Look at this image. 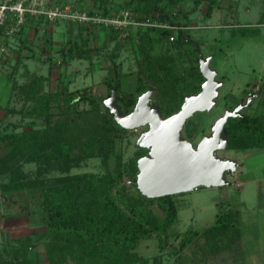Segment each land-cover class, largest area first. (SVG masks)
Segmentation results:
<instances>
[{"label":"rangeland","instance_id":"rangeland-1","mask_svg":"<svg viewBox=\"0 0 264 264\" xmlns=\"http://www.w3.org/2000/svg\"><path fill=\"white\" fill-rule=\"evenodd\" d=\"M4 1L0 0V5ZM90 1L32 0L30 6L41 12L25 11L23 21L20 23L13 14L5 18L2 24L4 28L0 33V137L4 135L5 139L10 140L14 138L13 135L16 132L28 130L31 124L38 128L47 125L44 115L39 116L42 113L41 107L36 102V98L41 94L58 92L61 97L59 102L53 101L50 104L48 112L51 121L48 124L51 127L61 120L72 117L79 119L75 112L89 110L90 106L80 102L73 108L70 102L69 111L66 114L62 113L59 104L63 106L68 104L64 88L66 87V91L72 93L75 90L87 89L104 95L106 87L102 79L109 65L107 56L113 51L116 41L122 44L120 49L114 52L125 73L122 78L123 90L128 89L130 76L141 70L143 50L138 31L147 29L148 26L137 24L127 25L123 29L103 25L98 37L88 42L90 46L100 47L102 52L93 54L89 60L74 58L64 60L60 57L57 51L63 42L80 41L82 39L78 35L80 28L98 24L74 23L58 16L50 19L45 11L58 4L64 12L76 10L78 13L87 12V15H101L100 13L91 14L86 10V7L90 6ZM124 1L112 0L111 9L113 10L110 15L122 11L121 18L125 14L130 18L137 16L132 10L134 2L131 8H126L123 6ZM217 1L218 5L209 18L204 15L205 3L201 2L195 11L189 14V21L184 28L198 42L203 59L208 60L209 68L215 71L214 79L219 81L216 88L217 96L214 98L212 107L198 111L188 118L190 121L187 125L191 128V135L188 136L182 129V136L193 147H196L202 138L212 137L216 121L225 112L233 111L240 104L243 108L240 110L241 113L256 114L261 110L257 100L261 80L264 77V24H259L258 20L260 18L261 22H264V13L261 12L264 0ZM26 5L28 6L27 2ZM191 5L192 0H183L181 3V6L185 8H190ZM236 23L256 24L259 32L254 36L231 34L230 29ZM11 27H14L12 32H10ZM247 32L249 33L250 30ZM125 34H130L132 38L129 43H124L123 35ZM169 43L170 41L166 38L153 42L152 57L162 55L158 59L163 65V70L170 76L180 75L191 83L195 82L193 54L178 57L176 48ZM39 75L46 78L43 80L39 93L34 95L33 99L24 103L22 95L18 98L15 94H11L7 101L9 84L12 81L20 85ZM5 78H9L11 82H6ZM148 86L152 88L149 101L154 103L158 99L157 88ZM179 89L180 85H175V90ZM250 92L255 96L244 106L239 100L244 98V94L247 95L245 97L250 96ZM237 102L239 104L235 107ZM6 106L17 109L19 112L3 117ZM32 111L34 114H31ZM89 114L94 115L95 118H93L98 120L93 112ZM93 118H90L91 123L95 122ZM140 136V128L136 130L131 128L123 137L115 140V151L121 155L124 165L138 149L137 142ZM86 137L80 138L85 140ZM5 147L6 145L2 149L5 166L0 173L2 188L0 220L3 218L7 221L5 224L0 222V255L8 259L10 247L30 242L24 257H30L34 264H56L47 256L41 239L45 231V225L41 220V201L46 191L60 188L61 180L68 177L89 179L102 176L106 170L101 164V156L83 157L72 161L43 160L41 163L25 160L22 155H16L13 150H6ZM214 153L219 158L234 161L235 169L223 172L226 181L224 185L200 186L173 195L178 216L169 229L171 236L168 242L176 247L181 233L210 225L219 210L231 207L237 211L235 222L239 225L237 235L235 234L232 239L236 243L242 241L244 245L239 259L252 254V257L248 259L252 261V264H258L253 254L259 253L264 258V148H250L246 151L224 148ZM123 182L128 192L135 193L136 182L132 176L124 173ZM4 184L9 187L5 188ZM2 199L6 204L5 211L2 210ZM150 207L152 210H157L154 204ZM245 232L249 235L242 240ZM202 240L183 250L179 264H241L236 259V252L228 248L224 250L220 248L221 250L217 249L211 253L213 247L210 245L202 248ZM135 251L147 260V263L142 264H171L174 261L171 249H160L156 239L142 240ZM23 258L13 259V264H23ZM61 264L75 263L67 261Z\"/></svg>","mask_w":264,"mask_h":264},{"label":"trees","instance_id":"trees-1","mask_svg":"<svg viewBox=\"0 0 264 264\" xmlns=\"http://www.w3.org/2000/svg\"><path fill=\"white\" fill-rule=\"evenodd\" d=\"M111 1L91 0L86 10L91 14L110 15L113 10ZM182 1L125 0L123 6L131 8L134 2L132 10L137 14L134 17L137 21L156 20L171 25L187 26L189 14L195 11L201 2L205 3L204 15L207 18L212 16L218 5L217 0H192L190 8H185L181 6ZM176 6L178 8L175 9ZM261 12L264 13V6ZM181 20H183L182 23ZM258 23L264 24L260 18ZM102 27L103 25H90L80 28L78 35L82 39L63 42L57 51L58 54L64 60L73 58L89 60L93 54H100L102 49L96 45L90 46L88 42L98 37ZM3 28L0 26V33ZM230 31L235 35L254 36L258 34L259 28L252 23H236ZM170 34L171 30L168 28L148 27L138 31L143 50L141 59L143 65L141 70L130 76L127 90L122 89V78L125 73L114 52L119 50L122 44L116 41L113 51L107 56L109 65L102 79L106 87L104 95L87 89L75 90L72 93L67 92L66 87L64 88L68 104L63 106L58 103L62 113L66 114L69 111L70 102L73 108L80 102L90 106L89 110L74 111L79 119L72 117L61 120L51 127L48 124L51 121L48 112L50 104L53 101L59 102L61 97L58 92L41 94L36 98V102L41 107L42 113L39 116L44 115L47 125L38 128L31 124L28 130L16 132L13 135L14 138L10 140L5 139L4 135L0 137V173L5 166L2 155L5 145L6 150H13L14 154L22 155L25 160L41 163L43 160L72 161L83 157L101 156V164L106 170L102 176L89 179L68 177L61 180L60 188L50 189L44 194L41 201V220L45 225V231L41 239L44 242V251L54 263L61 264L67 261H73L75 264L147 263V260L135 251L140 242L146 239H156L160 249L170 248L174 255V261L171 264H179L183 250L202 239V248L210 245L213 247L211 253L220 248L222 250L235 248L236 242L232 237L237 235L239 225L235 222L237 211L231 207L219 210L210 225L181 233L178 245L176 247L171 245L168 242L171 236L169 229L178 216L174 194L150 197L137 183V160L147 154V147L141 144L142 140H138V149L125 165L121 155L115 151V140L123 137L129 129L115 122L107 106V100L113 88H115L117 103L121 110L124 113H130L139 95L149 88L148 85L155 86L158 99L154 103H158L164 117L180 109L185 95L195 94L201 90L204 81L199 69L201 53L198 42L185 29L178 30L176 38L169 44L176 48L178 57L193 54L195 82L191 83L180 75L170 76L163 70V65L158 59L162 55L152 57V43L159 42L161 38L168 39ZM129 35L124 36V43L132 40ZM45 78L39 75L20 85L12 81L11 94H15L18 98L22 95L23 102L26 103L39 93ZM148 82L150 83L147 84ZM177 84L180 85L178 91L175 90ZM257 102L261 106L259 113L238 112L236 116H230L227 119L223 127L227 136L226 149L243 151L264 146V77L261 80ZM7 106L3 117L19 112ZM32 112L30 113L34 114V111ZM92 112L96 115L97 121L94 115L89 114ZM91 117H94L95 122L91 123ZM189 121L190 119H187L183 126L188 136L191 135V128L187 125ZM81 136L87 137L82 140ZM124 173L135 180V193L128 192L123 182ZM3 186L9 187L5 184ZM153 204L157 208L156 211L150 207ZM29 247L30 242L10 247L9 258L0 255V264H13V259L23 258ZM22 261L23 264H34L30 257H24Z\"/></svg>","mask_w":264,"mask_h":264},{"label":"water","instance_id":"water-1","mask_svg":"<svg viewBox=\"0 0 264 264\" xmlns=\"http://www.w3.org/2000/svg\"><path fill=\"white\" fill-rule=\"evenodd\" d=\"M199 55V69L205 79L201 90L185 95L180 109L170 116L164 117L158 104L149 103L152 88L139 95L130 113L121 110L115 88L107 100L111 116L122 127H149L140 136L148 154L137 160V183L150 197L178 194L200 186L224 185L223 172L234 169V161L219 158L214 152L226 148L224 124L230 116L240 112L242 104L225 112L216 121L212 137L202 138L196 147L182 136L186 120L195 112L210 109L217 96L215 71L209 68L208 60Z\"/></svg>","mask_w":264,"mask_h":264},{"label":"built area","instance_id":"built-area-1","mask_svg":"<svg viewBox=\"0 0 264 264\" xmlns=\"http://www.w3.org/2000/svg\"><path fill=\"white\" fill-rule=\"evenodd\" d=\"M32 0H5L2 5H0V26H2L5 18L9 14H13L16 16L17 22L20 23L23 21L24 12L28 11L31 13H39L41 11L35 9L30 6V2ZM28 3V6L26 5ZM32 3V2H31ZM33 6V5H32ZM87 12L78 13L76 10H69V12H64L62 7L58 4L52 6L49 10L45 11L48 18L53 19L54 17H59L65 20H70L71 22H84V24L94 23L98 25H112L116 29L126 28L127 25L137 24L138 26H148V27H157V28H168L171 30V34L168 37V41H173L176 38L177 31L180 29H184L186 26L182 24H167L166 22L160 21H137L134 17L130 18L127 15L122 16V11H117L116 13H112L111 15H87ZM14 31V27L10 28V32ZM126 35V34H125ZM124 36V35H123ZM136 130V128H135Z\"/></svg>","mask_w":264,"mask_h":264},{"label":"crops","instance_id":"crops-1","mask_svg":"<svg viewBox=\"0 0 264 264\" xmlns=\"http://www.w3.org/2000/svg\"><path fill=\"white\" fill-rule=\"evenodd\" d=\"M125 36V35H124ZM123 36V37H124ZM6 79V82H11L10 80H8V78H5ZM10 88H11V83L9 84V90H8V96H7V101H8V98L10 97V95H11V90H10ZM253 148H259V149H263L264 148V146H262V147H253ZM250 149V148H249ZM252 149V148H251ZM247 150V149H246ZM246 150H243V151H246ZM235 165H236V163H235ZM234 169H235V166H234ZM1 191H2V188H1V186H0V198H1ZM4 198V200H6V198L5 197H3ZM4 200L2 199V202H3V208H2V210L3 211H5V208H6V204H5V202H4ZM263 207V206H262ZM262 207H260V209H262ZM6 218V217H5ZM6 221H7V219H3V218H1V220H0V222H2V224H5L6 223ZM248 233V232H247ZM246 235L248 236L249 235V233L248 234H246V232L244 233V236L241 238L242 240H243V238H246ZM244 240H246V239H244ZM239 242L240 241H238L237 243H236V245H235V248H233V249H231V251H234V252H236V259H237V261L239 260L240 262H241V264H252L251 262L252 261H250V259H248L249 257H252V254H250L249 256H247V257H242L241 259H239L240 258V255H241V249H242V246H244L243 245V242L241 241L240 242V244H239ZM239 244V245H238ZM243 252V251H242ZM254 255V260H256L257 262H258V264H264V258H262L261 257V255L259 254V253H257V254H253ZM261 260V261H260ZM237 264V263H236ZM240 264V263H239Z\"/></svg>","mask_w":264,"mask_h":264},{"label":"flooded vegetation","instance_id":"flooded-vegetation-1","mask_svg":"<svg viewBox=\"0 0 264 264\" xmlns=\"http://www.w3.org/2000/svg\"><path fill=\"white\" fill-rule=\"evenodd\" d=\"M204 80H205V79H204ZM216 81H217V80H216ZM218 84H219V81H217V85H218ZM195 94H197V93H195ZM150 95H151V94H150ZM245 96H247V95L244 94V98H240V100H239V101H242V103H243L244 106L246 105V102H247V101H250V100L253 99V96H255V94L250 92V96H248V97H245ZM249 97H250V98H249ZM149 98H150V96H149ZM149 102H150V101H149ZM150 104H154V103H151V102H150ZM238 104H239V102L236 103L235 107H236ZM242 109H243V108H242ZM195 113H196V112H195ZM165 117H167V116H165ZM135 128H140V133H141V134L149 129L148 125L139 126V127H135ZM145 148H146V147H145ZM147 154H148V148H147ZM147 154H145V155H147Z\"/></svg>","mask_w":264,"mask_h":264},{"label":"bare ground","instance_id":"bare-ground-1","mask_svg":"<svg viewBox=\"0 0 264 264\" xmlns=\"http://www.w3.org/2000/svg\"><path fill=\"white\" fill-rule=\"evenodd\" d=\"M135 128V127H134Z\"/></svg>","mask_w":264,"mask_h":264}]
</instances>
